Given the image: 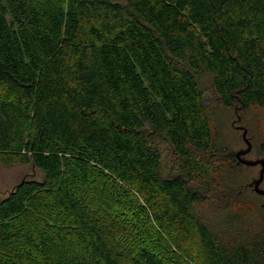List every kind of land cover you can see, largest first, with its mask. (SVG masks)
<instances>
[{
	"label": "trees",
	"instance_id": "obj_1",
	"mask_svg": "<svg viewBox=\"0 0 264 264\" xmlns=\"http://www.w3.org/2000/svg\"><path fill=\"white\" fill-rule=\"evenodd\" d=\"M201 73L264 109V0H0V163L43 174L0 199V264H176L171 232L193 264H264Z\"/></svg>",
	"mask_w": 264,
	"mask_h": 264
},
{
	"label": "rangeland",
	"instance_id": "obj_2",
	"mask_svg": "<svg viewBox=\"0 0 264 264\" xmlns=\"http://www.w3.org/2000/svg\"><path fill=\"white\" fill-rule=\"evenodd\" d=\"M121 1V0H119ZM197 80L204 91L207 104L210 106L214 136L219 147L225 148L227 152L237 153L247 146L243 140V131L237 129L238 125H243L248 130V139L252 144V152L247 156V160L255 161L264 159V109L251 108L249 110L226 109L219 101L218 95L213 85V77L209 74H197ZM241 119L239 123L237 120ZM236 124L234 125V123ZM153 145L162 155V172L164 176L177 173L179 161L174 154L172 147L162 137H152ZM261 167H241L239 170L227 173L228 186L233 190L242 192L249 199V208L260 218L264 213V197L255 194L251 188L247 187L259 178ZM26 179L42 180L43 174L33 165L6 167L0 163V199L5 198L20 182ZM264 189V183L262 185ZM246 202V203H248ZM177 233H163L158 246L162 250L168 249L179 263L193 264L186 253L180 249L176 243L182 244ZM192 252L191 245L184 246ZM196 249L193 250L194 254Z\"/></svg>",
	"mask_w": 264,
	"mask_h": 264
},
{
	"label": "water",
	"instance_id": "obj_3",
	"mask_svg": "<svg viewBox=\"0 0 264 264\" xmlns=\"http://www.w3.org/2000/svg\"><path fill=\"white\" fill-rule=\"evenodd\" d=\"M247 134H248V131L246 129H244L243 140H244L247 148L244 151L237 152L236 158L241 164H243L247 167L261 166L259 178L256 179L255 181H253L251 186L253 187L256 194L264 196V190L261 189V185L264 181V159L256 160V161H250V160H246V159L242 158L243 156L249 154L252 150V144H251L250 140L248 139Z\"/></svg>",
	"mask_w": 264,
	"mask_h": 264
},
{
	"label": "flooded vegetation",
	"instance_id": "obj_4",
	"mask_svg": "<svg viewBox=\"0 0 264 264\" xmlns=\"http://www.w3.org/2000/svg\"><path fill=\"white\" fill-rule=\"evenodd\" d=\"M237 121L240 123V122H241V119L239 118ZM235 124H236V122L234 123V125H235ZM237 129L240 130V131H243V132H244V129H246V128H245V126H243V125H238V126H237ZM246 130H247V129H246ZM247 131H248V130H247ZM247 136H248V134H247ZM244 150H245V149H240V151H244ZM240 151H239V152H240ZM251 152H252V150H251ZM251 152H250V153H251ZM250 153H249V154H250ZM249 154L243 156L242 158H243V159H246L247 156H248ZM246 160H247V159H246ZM258 160H262V159H258ZM255 161H256V160H255ZM256 167H257V166H256ZM260 167H261V166H260ZM263 183H264V181H263ZM263 183H262V185H263ZM262 185H261V189L264 190V189L262 188ZM260 196H261V197H264V196H262V195H260Z\"/></svg>",
	"mask_w": 264,
	"mask_h": 264
}]
</instances>
